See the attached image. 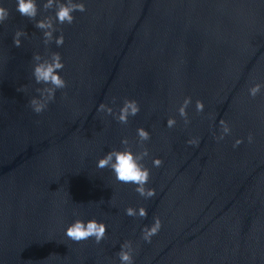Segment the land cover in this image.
I'll return each mask as SVG.
<instances>
[{
	"label": "water",
	"instance_id": "obj_1",
	"mask_svg": "<svg viewBox=\"0 0 264 264\" xmlns=\"http://www.w3.org/2000/svg\"><path fill=\"white\" fill-rule=\"evenodd\" d=\"M44 2L37 20L54 14ZM83 2L87 11L59 26L63 46H48L61 54L67 87L37 115L28 102L43 86L32 77L33 54L46 55L43 35L17 0H0L10 12L0 24V264H120L125 240L135 264H264V89L248 95L264 84V0ZM18 29L28 35L15 47ZM187 96L184 127L177 108ZM124 98L141 109L127 125L97 111L106 103L118 112ZM220 119L232 131L217 142ZM139 127L151 134L148 200L96 166L124 137L137 150ZM193 136L198 147L186 143ZM129 206H144L147 218L127 216ZM153 216L162 228L145 243ZM78 218L104 222L105 239L69 240L65 229Z\"/></svg>",
	"mask_w": 264,
	"mask_h": 264
},
{
	"label": "clouds",
	"instance_id": "obj_2",
	"mask_svg": "<svg viewBox=\"0 0 264 264\" xmlns=\"http://www.w3.org/2000/svg\"><path fill=\"white\" fill-rule=\"evenodd\" d=\"M45 12L53 10L54 14L43 16L37 20L40 13V8L37 0H17L16 11L29 21H35L34 27L41 30L43 35V43L45 45L46 55H41L39 52L33 54L32 77L37 85H43L35 89L37 96H33L29 102L28 107L37 115L43 113L50 102L55 100L57 90H62L67 87V81L60 74L64 69L61 54L56 51H49L48 46L53 42L57 47L64 44L63 29L61 25H71L76 17L75 12L84 13L87 11L86 4L83 0H46L42 5ZM10 12L4 7L0 6V24H3L9 19ZM60 32V35L55 36L54 33ZM28 33L23 29H18L13 35V45L20 47L22 44L21 37H27ZM264 89V84L255 83L248 89V95L255 98ZM17 91L27 92L28 86L22 85ZM116 98H112L114 104ZM192 104V98L187 96L177 108L179 116L183 119L184 127H188L191 120L188 115V107ZM205 104L202 100L195 101V111L197 114L204 112ZM140 104L135 99L124 98L122 106L116 112L111 106L106 103H101L97 111L111 115L118 123L127 125L129 118L136 116L140 112ZM214 120L215 116L211 115ZM177 120L175 117L167 119V127L169 129L175 127ZM220 134L213 133V138L220 142L225 136L231 134V126L228 121L220 119ZM151 134L144 127L136 129L135 147L133 150V142L128 137L121 140L122 149L112 148L102 158L97 161V168L110 169L113 173L114 179L118 183L135 185L134 191L145 200L155 197L156 190L148 187L151 180V169L148 168L144 161L150 157V150L147 147V142L150 141ZM247 142L249 144L254 142V135L250 132L247 135ZM201 138L193 136L186 141L187 145L198 147ZM244 143L243 138H238L233 143V148H237ZM152 165L159 168L163 165L161 158H152ZM75 214V213H74ZM125 214L129 217L144 219L147 218L148 212L144 206L138 208L129 206L125 209ZM162 228V221L159 216H153V223L145 225L141 229V239L145 243H151L152 238L156 236ZM107 235V225L104 222L96 219H89L84 221L76 219L70 223L65 229V236L75 242L80 243L89 239H94L96 244H100ZM137 249L133 246L132 240H125L120 245V250L116 253L120 264H135V253Z\"/></svg>",
	"mask_w": 264,
	"mask_h": 264
}]
</instances>
